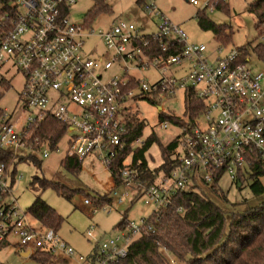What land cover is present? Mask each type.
Segmentation results:
<instances>
[{"label": "built area", "instance_id": "obj_1", "mask_svg": "<svg viewBox=\"0 0 264 264\" xmlns=\"http://www.w3.org/2000/svg\"><path fill=\"white\" fill-rule=\"evenodd\" d=\"M77 3L0 0V84H10L17 74L24 79L19 91L21 113L14 117V111L0 108V149L15 156L34 152L31 127L53 117L72 133L69 155L81 161L96 159L111 171L127 145L129 109L125 103L132 97L150 100L183 89L203 101L205 108L182 125L167 118L162 121L165 128L171 123L179 130L174 138L178 140L177 163L167 175L146 184L132 160L127 162L132 154L127 157L120 172L122 188L114 189L112 196L117 204L131 203L141 193L139 199L154 210L139 221L127 220L118 233L104 239L94 234L97 226L91 225L86 236L93 248L87 256L77 254L56 228L30 225L27 211L20 212L14 200L8 201L12 178L8 183L10 174L5 164L0 165V245L10 244L13 235L17 237L14 245L30 255L41 249L64 262L75 256L78 264H126L130 245L142 234L155 231L153 214L168 207L176 193L193 190L196 181L211 183L217 173L236 183L250 155L257 154L264 161V70L253 72L240 48L227 50V44L220 42L211 52L205 44L190 41L183 27L154 3L144 4L145 12L156 21L153 32L124 20L99 30L77 24L71 21ZM261 23L264 45V15ZM95 35L103 38L112 53L110 59L87 56L86 39ZM115 63L122 73L104 80L103 70ZM150 70L159 78L153 81L136 74ZM35 144L41 143L37 139ZM138 144L143 146L145 141L137 138L133 148ZM43 155L49 156L46 151ZM84 203L94 204L89 198ZM171 256L169 261L175 264L177 259Z\"/></svg>", "mask_w": 264, "mask_h": 264}, {"label": "rangeland", "instance_id": "obj_2", "mask_svg": "<svg viewBox=\"0 0 264 264\" xmlns=\"http://www.w3.org/2000/svg\"><path fill=\"white\" fill-rule=\"evenodd\" d=\"M198 1V4L193 5L189 0H145L142 7L143 4L154 3L175 24L180 23L182 25L190 41L203 43L213 52L218 43L222 41L215 36L213 30H205L198 24L196 15L199 10L204 11L209 20L226 30L230 40L227 50L236 47L242 51L246 47L247 50L242 51V56L245 59L247 58L248 66L253 72H262L264 70V57H261L256 50L257 46L263 44L262 33L258 28L256 13L249 7L250 4L259 0H225L223 8H204L208 0ZM108 3L112 13L103 12L94 16L91 24L94 30L110 28L114 22L119 20L134 21L136 24L141 23V20L136 18V14L142 12L137 0H108ZM93 4L94 0H78V3L72 7L71 21L81 24ZM151 30H156V27H150L149 31ZM222 40L224 44H227V39ZM86 51L87 56L92 58L102 57L103 60L110 59L112 54L99 35L98 37L95 35L86 39ZM121 73L120 66L115 63L113 67L103 70V77L104 80H108L114 77L115 74L120 75ZM136 74L142 79L149 77L153 81L159 78V75L153 70L146 73L136 72ZM23 81L21 74H17L10 84H0V91L3 92L0 108H7L9 112L14 111V117H17L22 110L23 104L19 99V91L22 88ZM185 97V90L178 89L175 95H158L151 97L150 100L132 97L125 103L127 109H129L128 119L132 123L144 122L147 124L140 137L141 140L146 142L152 135H155L159 140V142L153 143L145 154L146 159L152 166L161 164L163 160L161 148L166 147L179 134V130L171 123L168 127H164L162 124L164 117L175 115L183 116L185 121L189 120L186 115ZM202 122L203 119L201 118ZM71 135V132H67L56 149H51L45 145L34 152L26 151L27 153L24 155L27 156L33 153L42 161L41 165L35 164L29 159L25 160V158L19 161L22 155L17 156L18 165L8 201L14 200L15 206L20 212L28 211V207L41 191L43 199L63 217L61 226L57 229L59 235L75 248L77 254L87 256L93 248L92 242L86 236L91 225L97 226L94 234L104 239L118 233L119 224L123 218L126 221H139L141 217L149 216L154 210V206L145 204L144 200L141 199L133 204L128 200L117 204L116 198L113 196H111L114 199V202L111 203L113 208L106 205L102 208L95 204L86 206L84 203L86 198L92 200V198L99 195L114 192L115 182L109 168L93 158H85L80 172L75 174L67 171L62 165V159L69 153L71 148L69 142ZM140 146L138 144L136 147ZM45 151L48 152V157H44ZM131 160L130 157L127 162ZM12 169L13 167L10 169V173H12ZM37 176L46 178L51 182H59L63 186L65 185L76 191L71 193L69 198L52 187L42 191L39 185H31L33 179ZM261 180L264 184V177ZM10 181L11 175L8 178V183ZM220 186L228 193L230 203H240L238 205L239 209H244L245 206L242 203L244 199L253 204H260L264 201V195H255L248 182L243 183V189H240L236 183H232L228 175L222 177ZM121 188L122 186H119L117 190ZM214 199L220 202L218 198L214 197ZM221 204L223 205V203ZM94 209L97 210L94 212ZM27 219L31 226L37 228L41 226L40 222L30 214H27ZM15 239L17 237L11 235L9 237L11 244L0 249V264H45L41 260L25 255V251L19 250L14 245L13 241ZM168 256L172 258L171 254ZM57 264H78V260L77 257L73 256L67 262ZM175 264L183 263L176 260Z\"/></svg>", "mask_w": 264, "mask_h": 264}, {"label": "trees", "instance_id": "obj_3", "mask_svg": "<svg viewBox=\"0 0 264 264\" xmlns=\"http://www.w3.org/2000/svg\"><path fill=\"white\" fill-rule=\"evenodd\" d=\"M140 2H144V0H140ZM224 2L225 0H211L209 5L204 8H211V6L223 8ZM249 7L256 13L258 28L262 33L264 0L254 2ZM103 12L112 13L108 0H94V4L88 10V15L83 21L84 25L91 27L94 16ZM196 16L198 24L203 29L213 30L215 36L222 43V39H227L226 43L229 44L230 40L226 30L209 20L204 11L199 10ZM152 43L157 47L158 44L155 40ZM245 50H247L246 47L242 51ZM256 50L261 57H264L263 44L257 46ZM243 59L245 60V58ZM185 98L186 115L193 119L204 110L205 104L200 99H194L192 93L187 94ZM1 99L2 94L0 101ZM166 118L173 123L181 125L186 123L183 116H166L163 120ZM126 125L128 132L124 136V141L127 145L111 166L115 182L114 189L123 185L120 172L126 166L127 157L131 154L132 167L137 170L136 173L146 184H150L162 174L167 175L177 163L174 156L178 147L177 139H173L166 147L161 148L163 160L158 166H152L145 154L150 146L159 140L155 135H152L143 146L133 148L134 140L142 136L147 124L144 122L132 123L127 120ZM31 128L30 142L34 145L35 151L41 149V144L47 145L51 149L58 148L59 142L68 132V127L53 117L42 119ZM37 139L41 144H35ZM24 158L35 164L38 163V165H41L42 162L33 153L20 156L19 161ZM16 159L17 156L12 151L0 149V165L5 164L8 173L13 167L12 173H10L12 184L18 165ZM248 159L250 163L238 174L239 181L236 182V185L243 189V183L248 182L255 195H264V184L261 180L264 177V161L257 154L250 155ZM62 160V165L68 172L76 174L82 169L83 161L77 156L67 154ZM220 181L221 175L217 173L211 183L196 181L193 190L176 193L168 207L153 214L152 222H154L155 231L142 234L130 245L126 264H172L169 261L168 255L170 254L183 264H264V201L260 204H253L244 199L242 203L245 207L239 209L240 203H230L228 193L220 186ZM31 185H39L42 191L52 187L68 198L71 193L76 191L59 182H51L38 176L33 179ZM140 195L141 193H138L131 204L139 200ZM111 196L112 193H105L92 198V201L98 207H103L105 204L112 205L114 199ZM214 197L218 198L223 205ZM27 210V213L39 221L42 226L58 229L63 221L61 214L43 199L41 191ZM126 224L127 221L123 218L119 226ZM7 245L9 243L4 242L0 245V249ZM164 249L167 250L168 255L163 251ZM29 256L41 260L45 264L64 262L62 258L55 257L41 249Z\"/></svg>", "mask_w": 264, "mask_h": 264}, {"label": "crops", "instance_id": "obj_4", "mask_svg": "<svg viewBox=\"0 0 264 264\" xmlns=\"http://www.w3.org/2000/svg\"><path fill=\"white\" fill-rule=\"evenodd\" d=\"M142 3L143 2H140V0H137V4L139 5L140 10H142V12L140 14H136V18H139L141 20V23L140 24H137V25L142 26V27H145V30H147L148 32H153L155 30L149 31V28L150 27H156L157 28V26H155V22L156 21H155V19L153 17H147L148 15L146 14V12L144 10V4H143V7H142ZM178 25H181V24L179 23ZM113 179H114V176H113Z\"/></svg>", "mask_w": 264, "mask_h": 264}, {"label": "water", "instance_id": "obj_5", "mask_svg": "<svg viewBox=\"0 0 264 264\" xmlns=\"http://www.w3.org/2000/svg\"><path fill=\"white\" fill-rule=\"evenodd\" d=\"M160 108V107H159ZM161 109V108H160ZM25 255H27V256H29L30 254H29V252H25Z\"/></svg>", "mask_w": 264, "mask_h": 264}]
</instances>
